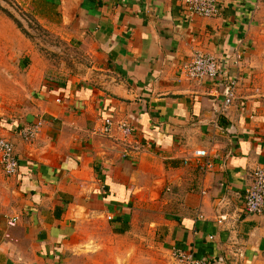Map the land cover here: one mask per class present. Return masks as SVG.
Here are the masks:
<instances>
[{
    "label": "crops",
    "instance_id": "crops-1",
    "mask_svg": "<svg viewBox=\"0 0 264 264\" xmlns=\"http://www.w3.org/2000/svg\"><path fill=\"white\" fill-rule=\"evenodd\" d=\"M15 2L79 57L51 71L29 45L31 64L8 80L18 105L6 112L0 91V137L19 162L13 177L0 168V264H180L175 251L264 264V212L241 211L264 169V0H221L213 17L188 16L183 0ZM10 27L0 19V40ZM195 51L237 74L229 106L222 80L181 77ZM107 118L132 126L127 141L97 133Z\"/></svg>",
    "mask_w": 264,
    "mask_h": 264
},
{
    "label": "built area",
    "instance_id": "built-area-1",
    "mask_svg": "<svg viewBox=\"0 0 264 264\" xmlns=\"http://www.w3.org/2000/svg\"><path fill=\"white\" fill-rule=\"evenodd\" d=\"M219 2L221 0H183V5L188 16L213 17L218 12ZM233 61L238 68L241 56L236 55ZM180 75L187 80L197 82L222 80L224 82L225 107L229 106L234 99L235 89L239 82L237 74L230 77L227 70L221 68L212 54L203 51L194 52L192 58L182 66ZM40 126L41 122L39 121L26 124V126L21 128L20 134L25 141L30 142L38 135ZM113 131L116 132L115 136L118 139L127 141L132 133V126L124 120L113 121L110 118L105 119L100 128V133L110 137ZM193 157L200 168L207 169L211 167L206 150H195ZM0 168L7 177L17 175L19 170V162L14 151V145L4 137H0ZM253 175L252 186L247 188L243 195L241 211L247 214H262L264 212V169L261 167L255 168ZM17 219L18 217L16 216L11 217L8 220V225L14 226ZM173 256L177 258L180 264H211V261L207 259H195L181 251H175Z\"/></svg>",
    "mask_w": 264,
    "mask_h": 264
},
{
    "label": "rangeland",
    "instance_id": "rangeland-1",
    "mask_svg": "<svg viewBox=\"0 0 264 264\" xmlns=\"http://www.w3.org/2000/svg\"><path fill=\"white\" fill-rule=\"evenodd\" d=\"M0 19L8 21L13 27V30L11 27L6 30V32H10L12 36L11 42L7 43L5 40H0V91L6 93L7 99L11 100L9 104H6L7 106H5V111L7 112L10 111L9 108L18 105L11 104V102L16 101L19 95H21L20 89L11 87L8 80L10 77H15L16 80L22 79V75L25 74L26 68L20 67L22 64L21 61H23L22 59H26L27 65L31 64L29 55H27L30 50L29 45L32 47L31 49H35L34 51L37 53L35 62L39 65H51L49 67L51 71L59 70L62 73H65L68 69V72H70V70H73L74 68L73 61L79 56L78 51L75 50L71 44H66L53 34L51 35V33L43 28L35 18L29 14V12L22 9L15 0H0ZM27 41L30 42L28 45L25 44ZM236 53V55L241 56V53L238 51ZM235 54L234 59L236 57ZM54 73L56 72H51L50 74L52 75ZM14 85L18 84L14 83ZM37 121L41 122L40 127H42L43 120L41 118L36 121H31L30 123L32 124ZM103 122L104 121H102L99 128L96 130L100 135H102L100 133V128L103 125ZM115 134V131L111 132V138L108 137V135L102 136L112 141H116L117 137ZM37 136L38 135H36L34 139H36ZM85 260L86 259L83 258L81 264H86Z\"/></svg>",
    "mask_w": 264,
    "mask_h": 264
}]
</instances>
